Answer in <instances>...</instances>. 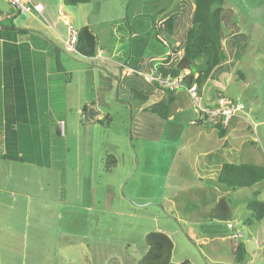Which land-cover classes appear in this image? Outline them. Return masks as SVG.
<instances>
[{"label": "crops", "instance_id": "0c3cea01", "mask_svg": "<svg viewBox=\"0 0 264 264\" xmlns=\"http://www.w3.org/2000/svg\"><path fill=\"white\" fill-rule=\"evenodd\" d=\"M30 1L42 5L40 13L35 10L20 13L14 6L0 1V264H76V258H85L84 262L98 258L103 244L104 249L110 250L116 242L112 235L117 231L112 223L116 219L111 220L110 213L102 216L113 208L101 206V193L104 179L111 180L120 161L108 148L103 150L101 144L98 149V143L93 140L99 127L92 121L97 119L93 108L109 105L111 99L117 98L127 109L129 100L125 96L129 90L151 94L148 101L152 97L155 101L147 108L158 102L169 103V95H172L169 106L177 105V97L190 100L183 89L168 92L144 81L147 74L160 76L158 70L171 67L178 55L169 57L170 51L159 37L163 51L154 48L153 39L136 37L133 25L138 15L129 18L127 5L92 0L89 4L101 5L83 16L80 8L66 7L62 0ZM145 6L150 10L147 27L157 11L158 23L170 15L176 16L179 24L175 37L178 32L183 36L192 3L183 0L170 11L152 10L155 7L144 1L143 9ZM185 20L188 25H184ZM65 22L77 36L81 28H92L99 42L93 58L66 46L70 35ZM241 33L242 29L234 24L227 36H247ZM104 36L109 37L108 42ZM180 38L173 42L175 47L181 44ZM225 41L226 60L198 88L203 107H216L222 99L232 101L237 107L225 129L222 149L231 137L228 129L233 132L248 124L243 106L226 95L230 93L227 89H231V72L237 68L230 58L238 59L239 55L230 51L232 45ZM140 53L143 57L139 60L136 56ZM238 74L245 86L246 78ZM215 78L221 84L214 83ZM147 108L138 109L144 112ZM176 111H182V107L176 106ZM195 126L200 137L204 136V129L215 130L209 122ZM121 150L124 180L132 174L133 164L128 162L124 144ZM108 155L116 159V167L107 174L103 169ZM108 183L110 188L115 185ZM106 187L109 200L112 194L108 192L109 185ZM220 200H212L206 210L211 213ZM210 222L217 223L211 218ZM237 224L233 217L224 224L232 232L229 240L240 229ZM232 252V260L225 264H234V248Z\"/></svg>", "mask_w": 264, "mask_h": 264}, {"label": "rangeland", "instance_id": "374dc122", "mask_svg": "<svg viewBox=\"0 0 264 264\" xmlns=\"http://www.w3.org/2000/svg\"><path fill=\"white\" fill-rule=\"evenodd\" d=\"M144 1L155 7L152 10L170 11L183 0L110 1L127 5L129 18L138 15L134 30L141 36H151V22L146 25L150 10L146 6L143 9ZM100 5L92 3L76 8L87 16ZM222 9V32L232 45L230 51L239 55L238 59L230 58L237 70L231 72V89H227L230 93L226 95L243 106L248 124L233 132L228 129L231 137L222 149L220 146L225 141L216 130L204 129L203 137L197 135V126L191 125L198 119L197 109L184 97L176 98V106L182 107V111H176L175 105L169 106L171 119L168 120L150 114L147 106L155 101L153 97L142 104L129 94L125 96L129 100L127 109L117 98L111 99L109 105L101 104L98 111L101 115L109 114L111 120L107 126L99 125L93 140L98 143V149L101 144L103 150L108 148L120 161L111 180L104 179L101 193V206L113 208L102 216L110 213V219H116L112 222L117 226V231L112 233L116 242L110 250L104 249L103 244L98 258L86 262L85 258H76V264H137L146 253V235L159 231L173 243L169 264H225L232 260V249L238 243H244L248 250L242 264H264V219L260 223L254 220L252 225L244 224L251 219L247 206L255 199L254 193L264 202V180L251 188L228 189L214 181L211 173L221 163L264 165V125L256 124L264 122V0H224ZM234 24L247 34L245 38L227 36ZM184 25H188L186 20ZM181 35L178 32L176 37H181L180 41ZM108 40L104 36V41ZM225 40L223 50L227 47ZM153 46L157 51L164 50L156 41ZM238 73L246 78L245 86ZM213 81L221 84L217 78ZM140 106L147 110L139 111ZM123 144L130 158L128 162L133 164L132 174L124 180ZM108 181L115 184L113 188ZM106 184L112 194L109 200ZM214 199L228 203L231 218L240 227L233 234L240 235L237 239H228L232 232L226 225L210 222L206 206Z\"/></svg>", "mask_w": 264, "mask_h": 264}, {"label": "trees", "instance_id": "16d2710c", "mask_svg": "<svg viewBox=\"0 0 264 264\" xmlns=\"http://www.w3.org/2000/svg\"><path fill=\"white\" fill-rule=\"evenodd\" d=\"M62 1L66 7H77L92 2V0ZM223 1L194 0L190 12L189 25L182 30V41L177 47L173 45V42L176 41L175 31L179 24L176 16L170 15L158 23V21L156 22V18L160 13L155 12L151 24V36H143L146 38L151 37V39L159 44L161 41L158 40V37L161 38L162 42H165L170 51L168 56L178 55L175 63L166 70L160 68L158 70L159 74L163 76H182L186 88L196 84L198 89L202 82L209 78L212 71L226 60V55L222 47L224 39L222 32ZM134 35L142 39L141 34L134 32ZM75 47L76 52L84 57L93 58L95 56L99 42L92 28L83 27L78 31ZM136 57L140 60L143 57V53H140ZM195 74H197L196 78L194 77ZM151 84H153L152 86L154 88H159L156 83ZM129 94L133 96V100L141 102L142 104L146 103L149 95H151L134 90H129ZM171 96L169 95V103L158 102L152 104L149 107L150 114L159 120H167L170 117L169 104L172 102ZM86 110L87 107L82 112L85 113ZM110 120V117L106 116L103 119L97 118L92 121L98 125L107 126ZM214 129L220 138L224 137L226 128L217 124L214 126ZM104 163L103 172L107 174L116 167V159L111 155L105 157ZM211 173H213L214 181L225 188H251L264 180V165L225 163L219 167H213V172ZM257 196L258 193H254L255 199L247 206L248 211L252 214L251 219H247L244 224L252 225L254 220L260 223L264 219V202L259 201ZM210 215L211 220L217 223L226 224L231 221V209L225 200L218 201L212 208ZM144 242L146 253L137 264L170 263L173 243L169 236L162 232H151L146 235ZM247 255L248 252L244 243L236 244L234 247V264H242ZM183 264H187V262Z\"/></svg>", "mask_w": 264, "mask_h": 264}, {"label": "built area", "instance_id": "2783aa9c", "mask_svg": "<svg viewBox=\"0 0 264 264\" xmlns=\"http://www.w3.org/2000/svg\"><path fill=\"white\" fill-rule=\"evenodd\" d=\"M9 3L10 5L14 6L18 12L25 13L30 10H35L38 13L42 10V5L40 4H33L30 0H0ZM59 13H61L59 11ZM65 25L69 27L70 37L69 40L66 42V46L72 50H76V42H77V32L72 28V26L65 22ZM181 55V54H180ZM144 81L146 83H156L159 88L168 91V92H176L179 90H184L190 102L196 107L199 118L196 121L191 122L192 126L197 124H205L209 122L211 125L215 126L220 124L223 128H228L232 118L235 116L237 111V107L232 101L227 99H222L218 103L216 107L207 108L203 107L200 102V97L198 95V89L196 84H193L191 87L186 88L183 83L182 76H170V75H144ZM95 114L97 115L98 119H103L105 116L101 115L98 111V108L94 109ZM62 129L63 124H60ZM240 235H233L232 239L235 240Z\"/></svg>", "mask_w": 264, "mask_h": 264}]
</instances>
